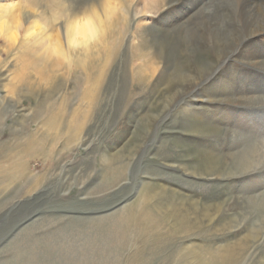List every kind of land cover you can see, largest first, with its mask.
Segmentation results:
<instances>
[{"label":"rangeland","instance_id":"obj_1","mask_svg":"<svg viewBox=\"0 0 264 264\" xmlns=\"http://www.w3.org/2000/svg\"><path fill=\"white\" fill-rule=\"evenodd\" d=\"M231 2L0 0L20 24L0 9V264H264V228L217 217L227 188L192 173L216 162L224 127L264 136V103L221 97L254 85L264 100V68L234 62L195 91L218 102L176 107V75L197 77L208 45L187 53L186 27L204 35L189 22L212 6L237 33ZM88 20L97 33L70 45V26Z\"/></svg>","mask_w":264,"mask_h":264},{"label":"bare ground","instance_id":"obj_2","mask_svg":"<svg viewBox=\"0 0 264 264\" xmlns=\"http://www.w3.org/2000/svg\"><path fill=\"white\" fill-rule=\"evenodd\" d=\"M228 1H230V3H232L231 0H228ZM235 1H236L237 9H235L236 7L234 8V12H235L234 17L235 18L237 17V27H238L237 33L235 32L232 34V31L230 32L228 30V28H230V27H228L227 24L226 25L223 24V20H222L223 17L221 18V16H217V14L214 10L215 8H213L212 6H210L211 10L208 11L205 9L204 11H201L200 14L197 15L198 17L196 16L194 21L191 20V22H189V24H191L192 22H195L194 24H198V27L196 26L197 27L196 31H198V33L203 32L204 35L199 37L197 34H195V32L193 30H190V28L186 27V29H188V31H187L188 33L186 34L187 53H192L194 55H196L197 52L199 53L201 51V47L200 48H199V46L196 47L197 46L196 44L202 43L206 40L207 41L206 43L208 44L207 49L202 50L201 53H203L204 56H206L207 58L205 57L204 68L198 73L199 75H197V77L195 75L191 74L190 72H185V71H183V72L180 71V72H178L179 75L178 76L176 75V78L178 79V82L176 85H178L179 93H181V95H182L179 97V99L177 98V102H176L177 106L176 107H179L182 101H184L186 99H191V98L196 99V98L201 97V98H205V101L207 100L210 102H218V101H216V97L218 95H213L212 93H206L205 94L206 96H204L203 94L200 95L201 92L196 93L195 91H198L197 90L198 86H200L202 88V87H204V85H206V84L208 85V83L210 85L213 84L214 80L215 81L217 80L215 77L223 70H226V71L229 70L230 71V66L234 62L244 63L245 65L242 64L243 66L252 68V70L255 69V67L256 68H264V48H263L264 43L259 41V39L264 38V0H262L261 3H259L258 0H235ZM109 10L112 11V8L110 7ZM97 15L98 14H96L95 19L99 20ZM1 16L2 15H0V17ZM9 16H10V18L12 17L11 19H14L15 20L14 22L17 23V19H18L17 17L18 16L16 17V15H14L13 11L10 10ZM27 16H29V15H27ZM4 18H2V19H4ZM9 21H10V19H9ZM93 22H95V21L88 20V21H85L84 23H80V24L75 25V27L71 28L72 29L71 34L73 33L72 36L79 34V35L85 37L84 40L88 37L89 38L93 37L97 33V29L95 28V24ZM227 23H228V21H227ZM8 24L9 23L7 22V24H3L2 26H0V34H2L3 31H5ZM71 24H72V22L70 23V25ZM230 25H231V23H230ZM9 26H11V25H9ZM18 26L20 27V24H18ZM18 26H17V28H19ZM190 27H192V26H190ZM33 28H35V27H33ZM11 30L12 29H10V31ZM15 31H16V29H15ZM240 32H241V34H240ZM193 39H195V40L192 42ZM76 42L77 41L73 37L71 39L70 45L73 46V44H76ZM157 43H158V41H157ZM58 45L59 44H57L55 46H58ZM151 45H153V44H151ZM156 45H158V44H156ZM54 50H57V49H54ZM149 50L151 51V49H149ZM159 50H160L159 54H161L162 53L161 49H159ZM153 51H154V49H153ZM203 51H205V52H203ZM62 53L60 52V54H62ZM211 55L215 56V59H213V60L210 59ZM168 57L164 61H167L169 59ZM157 58H158V56H157ZM202 60H203V58H202ZM160 62H162V66H163L164 62H163L162 57L158 58V65L161 64ZM242 65H241V67H242ZM177 79H176V81H177ZM253 79H254V76H253ZM174 82H173V84H174ZM167 89H168V87H167ZM170 92H172V91H170ZM184 92H185V94H184L185 98L183 97ZM231 93L232 94L228 95V92H227L226 95L222 94L223 96H221V97L224 99L232 98L234 100L241 101L239 99V97L244 96V99L250 100V102H252V106H255V105L257 106L259 104L264 103L263 99L253 98L252 94L257 93L254 85H253L252 91L243 87L240 90L235 89V91L231 92ZM221 104L222 103H218V105H221ZM226 104L231 105L232 107L235 106L232 103H226ZM171 105L172 104H170L168 106L166 105L164 110L167 107H170ZM234 108H236V107H234ZM234 108H232L233 110H230V113H229L232 116L234 114L238 113V109H234ZM252 114L255 115V112H252ZM236 115H238V114H236ZM250 115H251V113H250ZM247 118H249V117H247ZM232 119L236 120L237 117L235 116ZM209 126H211V125H209ZM209 126H207V128H209ZM151 129L152 128L150 127L148 130H146V131L144 130V134L141 136L142 141H141V145L139 146V148H141V147H144L145 149L147 148V146L149 144V138L152 134ZM238 131L239 130H235L234 128L233 129H227L224 127L223 129H221L220 130V137L215 136V138H214V140L220 141V148H219L221 150L219 152L220 156L218 155L217 157H213V158L210 157L211 160L216 161L215 163L211 162V161H207V160L201 161L202 165H196V167L192 173L197 175V176H201V177L203 176V177H207V178H214L213 176H216L217 178H214V179L222 180L221 183L223 184V187L225 186V188H227V192H226L227 194H226V196H223V197H226V198H224L225 201H224V203H222V206L219 207V210L216 213L218 215L217 217H221L222 219H227L226 217L232 215L231 213H233V212L237 213V211H240V213L238 212V214H241L244 217H246V215L247 216L249 215L251 220L256 219L255 222L258 223V224H256V226L258 228H264V184H261V183L258 185L255 184L252 187H250V186L246 187L245 186L247 184L250 185V184L254 183L255 182V181H253L254 179H257L256 181H258V182H260L264 179V174H260L264 170V136H260V137L259 136H253V138H247V137H245V135H246L245 133H243L241 131L238 132ZM217 134H219V133H217ZM157 136L158 135H156V137ZM221 143H224V145H221ZM145 149H144V151H145ZM137 152H138V149L136 150V152L135 151H134V153L132 152L129 155L130 158L132 159L136 155ZM123 157H125V156H123ZM178 166H180V165H178ZM182 167H184V166H182ZM232 184H234V189H232V187H233ZM142 185H145V184L142 183ZM241 187H245L243 191L240 190ZM235 194H236V196H233ZM239 194H241V196H239ZM227 196H229V197H227ZM245 223L247 224V222H245ZM252 223H253V225L255 224L254 221ZM243 227H244L243 223L236 222L235 226H232L230 228H243ZM262 237H263V232L261 231L258 233L257 237H255L253 239L252 242H254L256 240V238H258L256 240V242H257L260 238L262 239ZM256 242H254L253 244H255ZM234 248H236V247H234ZM237 248L239 249V246ZM244 248H245V246H243V248L240 251H243ZM247 248L249 249V246ZM247 248H246V250H248ZM233 250H235V249H233ZM223 254H222V256H223ZM228 255H230V254H228ZM223 258H225V257H223Z\"/></svg>","mask_w":264,"mask_h":264},{"label":"clouds","instance_id":"obj_3","mask_svg":"<svg viewBox=\"0 0 264 264\" xmlns=\"http://www.w3.org/2000/svg\"><path fill=\"white\" fill-rule=\"evenodd\" d=\"M15 7H17L16 4H11V5L0 4V9L8 8L9 10H11V9H14ZM5 23H6V21H5ZM17 23L19 24V20L17 21ZM73 27H75V26H70V30H71V28H73ZM84 38H85V37H83V36H81V35H79V34H77V35L74 36V39H75L76 41H81V40L84 39Z\"/></svg>","mask_w":264,"mask_h":264}]
</instances>
